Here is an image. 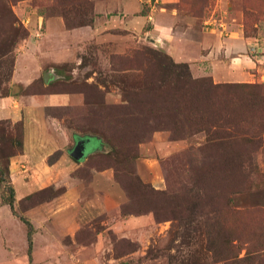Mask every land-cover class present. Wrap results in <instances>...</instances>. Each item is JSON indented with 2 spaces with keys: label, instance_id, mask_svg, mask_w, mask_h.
<instances>
[{
  "label": "crops",
  "instance_id": "crops-1",
  "mask_svg": "<svg viewBox=\"0 0 264 264\" xmlns=\"http://www.w3.org/2000/svg\"><path fill=\"white\" fill-rule=\"evenodd\" d=\"M161 3L163 0L159 2V13L154 22L150 13L143 15L140 12L138 0H110L105 8L100 4L96 6L97 15L91 25L67 29L63 20L56 16H36L27 25L29 35L17 49L8 83L10 92L0 95V120L23 121L22 151L9 160L15 204L50 187L60 190L50 198L18 210L31 225L33 246L43 252L40 253L41 264H126L129 258L143 254L151 236L165 222H156L150 212H124L122 206L128 198L115 179L114 169L88 168L86 165L89 155L106 148L102 141L69 128L62 115L47 113V109L82 105L79 92L47 94L32 88L22 93L20 88L28 87L41 76L44 78V74L48 78L46 83L57 78L56 64L74 62L77 66L82 60L80 53L91 41L121 42L134 34L141 38L153 34L157 43L164 45L176 61L189 64L194 76H210L215 83L248 82L254 77L264 79V55L248 54L247 41L239 28L228 23L225 35L207 29L199 39H194L185 32L173 30L179 19L176 11H169ZM164 10L166 14H161ZM147 22L152 25L150 29H147ZM184 22L189 24L188 19ZM57 36L65 45L58 49V55L65 54L62 60H56L53 53H43L40 48ZM76 69L73 68V75ZM108 96L119 98L120 94L111 91ZM77 139L95 144L80 160L70 155ZM183 141H170L168 132H154L152 139L139 148L135 170L141 180L156 190L163 189V178H155L157 169L152 165L157 163L161 173L159 159L181 149L175 147ZM167 149L172 150L166 152ZM157 151L159 157L154 155ZM4 207L6 209H2ZM0 209L3 210L0 211V264H17L10 230L11 225L23 221L7 206H0ZM121 240L135 243L136 249L122 252L118 246Z\"/></svg>",
  "mask_w": 264,
  "mask_h": 264
},
{
  "label": "rangeland",
  "instance_id": "rangeland-1",
  "mask_svg": "<svg viewBox=\"0 0 264 264\" xmlns=\"http://www.w3.org/2000/svg\"><path fill=\"white\" fill-rule=\"evenodd\" d=\"M109 1L0 0V93L5 94L10 91L7 83L11 80L13 60L17 49L29 35L27 25L33 22L34 17L48 18L56 16L60 17L68 26H75L94 20L97 15L96 6L100 4L105 8L104 5ZM138 1L141 5L140 12L143 15L150 13L154 22L156 15L159 13L157 8L160 5V0L158 3H154L153 0ZM161 5L171 12L172 10L176 11L179 19L173 27L175 32H185L187 36L194 39H199V36L207 29L220 31L225 35L228 33V23H232L234 28H239L245 37L248 54L250 56L264 55V0H163ZM115 13L117 14V12ZM160 13L166 14L165 10L160 11ZM185 19L189 20V24L184 22ZM205 21L208 24H204ZM149 23L147 22V29L152 26ZM221 23L223 26H220ZM118 32L126 34L123 31ZM48 44L40 47L43 53H53L56 60L65 58V54L58 55L60 52L58 49L65 46L59 36L53 37ZM251 44L256 45L257 53L249 51ZM143 47L160 50L171 55L164 45L157 43L153 34L142 38L134 34V36H129L127 41L121 42H89L86 50L80 53L85 56L87 67L81 71L77 68L75 75L78 72L80 76L92 72V79H88L84 83L83 78H81L83 81L79 85L82 84L92 93L96 89L90 87H96L97 85L100 89L120 93V85H123L121 80L129 88L133 87L132 81L147 82V78L151 79L152 76L148 69V73L146 71L144 74L138 69L141 65L140 61H123L124 64L115 58L119 55L131 56L135 49ZM47 56L51 57V55ZM171 57L176 61L172 55ZM126 65L133 68L125 71H112L113 67L114 69H122ZM68 68L58 66L55 70L68 77L70 75ZM192 76L206 77V75L194 76V74ZM229 83L264 84V79L254 77L248 82ZM241 95L240 93L239 96ZM97 97L100 98V95L97 94ZM141 97L143 99L140 101L126 102L123 101V97L108 96L106 102L111 103L109 107L112 108L104 115L102 113L104 107L95 104L96 116L92 115L93 122L98 124V129L107 141L106 146L109 155L112 157V162L118 168L119 174L126 185L134 183L131 175L133 174V159L137 154V148H141L143 144L147 143L145 140L150 137L153 130L161 127L159 119L155 120L157 117L160 118V113H157V117L150 114L151 108H158L156 104L160 100L149 94ZM243 98H245L244 95L238 97L242 101ZM69 111L47 109L48 114L62 115L64 124L67 125L71 121L68 115ZM91 112L94 113L93 109ZM256 115L258 116V113ZM252 119H254V116ZM84 120L82 119V122ZM262 124L263 122L260 119H255L249 125L251 130H256L255 141L251 144L260 146V148L252 156V165L245 171L246 178H242L244 183L247 184L244 186H248L246 187L248 189L237 193L221 194L218 192V189L226 188L227 182L221 178L222 175L216 174V169L209 170L201 165L204 162L208 163V160H204L201 152L198 151L200 145L205 141V135L202 132L188 136L181 145L175 147L183 150L179 149L181 151L177 150L169 154L160 153V155L167 154L160 158L163 160L161 173L157 163L152 166L157 169L155 178H163L164 188L159 190L160 193L154 194L149 190V194L160 195L153 197L151 200L155 204L158 216L168 221H164L165 223L161 227L159 226L157 233L154 231L151 242L143 249V254H136L129 258L125 262L126 264H222L218 260L219 255L218 258L215 255L220 251H228L223 248V239L230 238L233 241L232 243L237 246L242 244L241 241L239 242L235 238L237 235L242 236L243 239L250 236V229L238 223L234 212H230L231 216H224L226 214L223 210L226 206L224 196L228 195L232 198L230 202L231 210H250L251 213L248 216L253 219L259 216L264 217V146L262 145L260 129ZM72 125L74 124L72 123ZM10 131L11 128L7 130V132ZM94 145L92 142L86 143L85 154ZM12 148L13 146L9 143L6 133H2L0 127V200H3L9 194L7 191L9 184L6 175V156ZM168 150L172 149H167L166 152ZM157 153L158 151L154 152V155L158 156ZM205 185L212 196L210 199L207 197ZM129 191L135 202H140L141 200L137 201V199L144 196V191L142 192L141 188L134 189V187L129 186ZM4 205L10 208L7 204L1 206ZM219 209L223 211L216 213V210ZM0 211L3 210L0 209ZM11 212L13 213L12 210ZM26 231H28V226L24 222H16L14 226L11 225L10 243L16 254V262L17 264H41L42 255L40 253L43 252L33 246L32 237L29 244L27 235H25ZM0 246L2 245L0 244ZM118 246L122 252L135 250L137 247L135 243L125 240L118 242ZM244 252L245 249L242 248L239 256H243Z\"/></svg>",
  "mask_w": 264,
  "mask_h": 264
},
{
  "label": "trees",
  "instance_id": "trees-1",
  "mask_svg": "<svg viewBox=\"0 0 264 264\" xmlns=\"http://www.w3.org/2000/svg\"><path fill=\"white\" fill-rule=\"evenodd\" d=\"M92 23L93 20H90V22L75 26H68L65 23V26L67 29H72L80 26L91 25ZM115 58L120 60V63H124L123 61H140L141 65L138 69L141 70L143 74L148 69L152 76L151 79L147 78V82L145 83L132 81V88L126 86L124 81L121 80L123 85H120L121 94L119 93L120 97H123V101L125 100L126 102L140 101L143 99L141 96L147 94L160 100V102L156 104V106L158 105V108H151L150 114L153 117H157V113H160V118L157 117L155 120L159 119L161 127L153 130L150 137L145 140L146 142H149L152 139L153 133L157 131L168 132V139L170 141L186 140L188 136L197 132H202L205 135V141L202 145H200L198 151L201 152L204 160H208V163L204 162L201 165H204V167L209 170L216 169V174L222 175L221 178L227 182L225 185L226 188H220L218 189V192L221 194H232L248 189L246 188L248 186H244L247 184L244 183L242 178H246L247 174L245 171L252 165V156L260 148V146L251 144L255 141L256 130H251L249 125L255 119H260V121L263 122L260 128L263 145L264 84L215 83L210 76L193 77L188 63L177 62L170 54L160 50L150 49L148 47L135 49L133 51V55L131 56L119 55L115 56ZM86 63L87 60L85 56L82 55V60L77 66L74 62L56 64L54 65L55 69L58 66L69 67L68 71L70 75L66 77L60 71H56L59 73L57 78H54L46 83L44 78L41 76L34 80L28 87L20 88L21 90L19 91L26 93L32 88H37L40 93L47 94L56 91L79 92L83 98L82 105L75 106L73 108L61 109L62 111L70 110L68 115L71 118V121L67 126L83 135L97 137L106 147L102 151L89 155L86 162L87 167H112L114 169L115 179L125 190L128 198L127 203L122 206L124 212L134 214H144L150 212L154 216L156 222L168 221L158 216L155 204L151 200L153 197L160 195L149 194V190L152 194L160 193L161 191L156 190L149 184L143 182L136 173L135 163L140 155L139 148H137V154L133 159V174L131 176L134 179V183L131 185L125 184L119 174L118 168L112 162V157L109 155L106 146L107 141L104 139L100 129H98V124L93 122L94 118L92 116H96L94 107L95 104L104 107L102 110L104 115H106L105 112H108L112 108L109 107L111 103L106 102L109 90L100 89L99 85H97L96 87H90L95 88V92H89L82 84L79 85V83L83 80V82L86 83L88 78L91 77L92 72L88 74L84 73L83 76H80L79 72L77 75H73L71 73L73 68H78L79 71L86 68ZM130 68L133 67H129L127 65L122 69H114L113 67L112 71H125ZM12 71L13 66L11 75ZM81 78H83V80H81ZM9 87L11 89V86ZM9 92L5 94L0 93V95H7ZM96 93L100 95V98L97 97ZM240 93L245 96L243 101L238 99V97L242 96H239ZM92 109L94 113L91 112ZM257 113L258 116H255ZM253 116L254 119H252ZM82 119L85 120L82 122ZM71 122L74 125H72ZM0 127L2 133H6L9 143L13 146L11 152H9L6 156V175L9 184L7 191L9 194L3 200H0V206L3 204L9 205L13 213L28 226L27 238L30 244L32 232L31 225L24 216L20 215L18 210H22L23 208H26V206L34 204L39 200L50 198L60 190H55L50 187L30 194L20 200L18 204H15L14 189L9 176V160L11 156L22 151L23 121L18 120L16 122H12L10 119H2L0 120ZM10 128L12 132H7ZM159 162L160 166L163 168V160L159 159ZM129 186H132V188L134 187V189L141 188L142 192L144 191L145 197H139L140 199H137V201H141L135 202L129 191ZM204 188L207 192L208 199H210L212 196L206 189V185ZM224 200L226 202V206L223 209L226 213L224 216H231L230 212H234L238 223H241L243 224V227H248V229H250V236L243 239L242 236L237 235L235 238L239 242H242V244H238L237 246L232 243V239H223V248L225 251H228H220V253L215 255L216 258H218L219 255L218 260L221 261L222 264H264V217L259 216L256 217V219H253L248 216V214L251 213L250 210H231L230 202L232 198L225 195ZM223 210H216V213H221ZM242 248L245 249L244 255L239 256V252Z\"/></svg>",
  "mask_w": 264,
  "mask_h": 264
},
{
  "label": "water",
  "instance_id": "water-1",
  "mask_svg": "<svg viewBox=\"0 0 264 264\" xmlns=\"http://www.w3.org/2000/svg\"><path fill=\"white\" fill-rule=\"evenodd\" d=\"M44 79L45 81L48 80L47 74H44ZM85 146H86V141L84 139H77L75 145L70 151L71 157H73L75 160L82 159L85 155Z\"/></svg>",
  "mask_w": 264,
  "mask_h": 264
},
{
  "label": "built area",
  "instance_id": "built-area-1",
  "mask_svg": "<svg viewBox=\"0 0 264 264\" xmlns=\"http://www.w3.org/2000/svg\"><path fill=\"white\" fill-rule=\"evenodd\" d=\"M154 1H155V0H153V2H154ZM155 2H158V0H156ZM204 24H208V22L205 21ZM220 26H223V24L221 23ZM249 51H250V52H256V53H257V52H258V49H257V47H256L255 44H251L250 47H249Z\"/></svg>",
  "mask_w": 264,
  "mask_h": 264
}]
</instances>
